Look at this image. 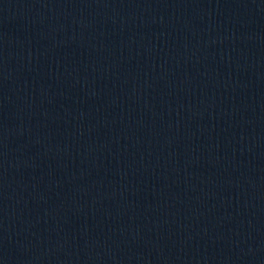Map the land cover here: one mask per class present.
Returning a JSON list of instances; mask_svg holds the SVG:
<instances>
[{
	"label": "water",
	"instance_id": "1",
	"mask_svg": "<svg viewBox=\"0 0 264 264\" xmlns=\"http://www.w3.org/2000/svg\"><path fill=\"white\" fill-rule=\"evenodd\" d=\"M0 264H264V0H0Z\"/></svg>",
	"mask_w": 264,
	"mask_h": 264
}]
</instances>
